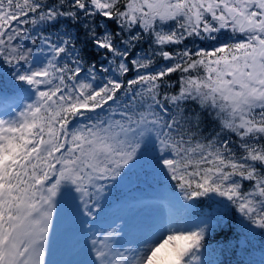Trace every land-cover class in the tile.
Masks as SVG:
<instances>
[{
  "label": "snow or ice",
  "instance_id": "snow-or-ice-1",
  "mask_svg": "<svg viewBox=\"0 0 264 264\" xmlns=\"http://www.w3.org/2000/svg\"><path fill=\"white\" fill-rule=\"evenodd\" d=\"M213 240L264 264V0H0V264Z\"/></svg>",
  "mask_w": 264,
  "mask_h": 264
},
{
  "label": "trees",
  "instance_id": "trees-1",
  "mask_svg": "<svg viewBox=\"0 0 264 264\" xmlns=\"http://www.w3.org/2000/svg\"><path fill=\"white\" fill-rule=\"evenodd\" d=\"M189 47H192V45L189 43L188 45ZM176 79V74L173 75L172 80ZM122 197V195H120ZM222 242H220L219 244L217 243L216 240H213L210 245L209 248L210 249H217V254L220 255L221 257V261L224 262V264H241L242 261H247L249 259L248 256H246L242 251L237 250L235 252V255H233L232 251H229L227 254H220L219 252V248L221 246ZM260 250H259V243H257L256 246V251L253 253V257L255 260H259L260 258Z\"/></svg>",
  "mask_w": 264,
  "mask_h": 264
},
{
  "label": "rangeland",
  "instance_id": "rangeland-1",
  "mask_svg": "<svg viewBox=\"0 0 264 264\" xmlns=\"http://www.w3.org/2000/svg\"><path fill=\"white\" fill-rule=\"evenodd\" d=\"M152 189H150L147 185L141 184L138 187L137 186H131L130 188L125 187L124 189H121L119 191V195H122L121 199L123 198H131L134 196H139V195H149L151 194ZM112 218H109V222H111ZM134 221L132 219H129V223H133ZM61 259L66 258V257H59ZM209 259H214L218 258L221 260L220 255L216 253L215 257H208Z\"/></svg>",
  "mask_w": 264,
  "mask_h": 264
}]
</instances>
